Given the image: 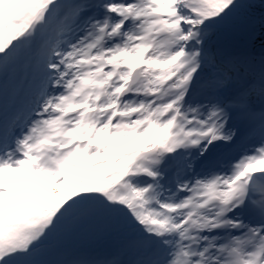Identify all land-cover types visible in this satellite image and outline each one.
I'll return each instance as SVG.
<instances>
[{
    "label": "snow or ice",
    "instance_id": "6c2138e0",
    "mask_svg": "<svg viewBox=\"0 0 264 264\" xmlns=\"http://www.w3.org/2000/svg\"><path fill=\"white\" fill-rule=\"evenodd\" d=\"M0 264H264V0H0Z\"/></svg>",
    "mask_w": 264,
    "mask_h": 264
}]
</instances>
